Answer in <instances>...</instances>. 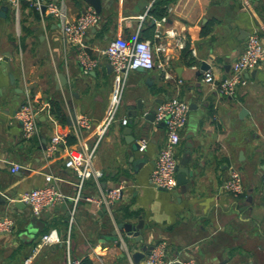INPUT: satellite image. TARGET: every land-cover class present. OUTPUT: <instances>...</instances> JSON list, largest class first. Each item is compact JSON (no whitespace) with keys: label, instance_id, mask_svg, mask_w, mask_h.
<instances>
[{"label":"crops","instance_id":"0c3cea01","mask_svg":"<svg viewBox=\"0 0 264 264\" xmlns=\"http://www.w3.org/2000/svg\"><path fill=\"white\" fill-rule=\"evenodd\" d=\"M100 1V20L84 36L96 64L83 75L78 50L63 43L54 17L45 12L41 20L27 4L21 5L17 35L10 5L0 0V57H6L0 60V190L9 199H0V217L8 215L15 222L12 233L0 234V264H68L89 257L91 251L102 260L92 259L93 264H129L120 249V237L131 256L143 245L163 243L164 259L171 264H178L175 260L264 264V61L243 73L247 83L239 85L232 96L218 91L251 30H257L264 45V0ZM63 2L71 19L90 6L84 0ZM2 6L6 9L1 10ZM136 36L150 40L154 48L163 43L164 49L154 51L153 68L130 70L123 80L112 72L101 50L113 38L130 41ZM165 58L167 76L158 66ZM202 63L208 68L201 69ZM207 72L212 78H204ZM56 73L67 79L59 88ZM171 96L189 105L175 157L179 162L189 152L191 175L185 185L163 190L148 183L166 137L164 125L156 122L151 112ZM27 98L45 107L38 114L37 138L23 139L21 123L13 117ZM53 98L61 102L63 124L47 111ZM137 100L142 108L137 110L139 121L131 136L136 142L146 140L142 151L133 149L123 133ZM242 108L245 111L241 112ZM70 109L75 117L82 113L90 119L84 138L89 146L97 143L93 165L102 173L99 184L93 177L87 178L81 194L94 198L101 190L122 184V198L112 206V217L103 206L80 199L68 231L76 177L64 166L60 149L50 168L61 179L68 199L38 218L44 223L42 230L30 229L29 207L15 204L13 199L44 183L43 173L48 168L42 149L55 132L67 141ZM122 118L127 119L125 125ZM11 163L23 168L11 172ZM230 166L242 177L243 191L238 196L224 188ZM120 222L136 226L141 240L116 229ZM50 229L56 230L60 242L37 248V236ZM66 239L68 250L66 245L62 255L55 246L66 244ZM142 259L137 264H142Z\"/></svg>","mask_w":264,"mask_h":264},{"label":"built area","instance_id":"2783aa9c","mask_svg":"<svg viewBox=\"0 0 264 264\" xmlns=\"http://www.w3.org/2000/svg\"><path fill=\"white\" fill-rule=\"evenodd\" d=\"M1 1H5L10 5L17 35H19L20 30L21 3L24 1L29 7L38 11L41 20H43L45 12H48L56 19L63 43L65 45H73L78 50L77 59L83 75H87L95 66L96 60L90 56L86 49L87 46L84 44L86 31L89 27L96 25L100 20V15L94 8L88 6L84 11L71 19L67 14V8L63 0L48 1L46 3L42 0ZM42 5L45 6L43 12H41ZM161 20L164 21L165 17H162ZM178 45L182 46V43H178ZM163 49V43H159L154 48L150 40L136 36L130 41L120 37L113 38L109 40L101 52L105 55L112 72L124 80L130 70L138 67L145 70L153 68L154 51ZM166 58L165 61L158 63V66L165 76L168 73L166 69ZM261 61H264V45L260 41L257 30L253 29L246 36L244 49L231 62L228 75L219 82V93L225 96H232L239 85H245L247 83L243 73L254 69ZM204 78H212L211 73L207 72ZM43 108L45 107L37 106L30 98H27L14 111L13 117L21 123V136L23 139H30L34 134H37L39 123L38 114ZM46 108L48 111V106ZM188 112L189 105L187 101L178 96H171L161 101L154 109V120L164 125L166 137L148 176V183L153 188L172 190L176 187L178 161L175 157V146L179 141V132L187 122ZM120 122L125 125L127 119L122 118ZM70 127V133L74 136V142L72 144L67 143L62 133L55 132L42 149V158L48 168L43 173L44 183L20 193L18 197L13 199L14 201H19L27 205L31 211V215L36 218H39L44 212L55 205L66 203L68 197L60 186L61 179L50 168L51 160L62 149L64 153V166L71 169L76 177L75 194L71 198L72 207L69 210L68 231L74 222V211L77 202L84 198L81 194L84 181L89 177H93L96 183L99 184V178L102 175L101 171L93 165V157L97 143L89 146L84 138V132L91 127L90 119L80 113L75 117V124ZM105 128L104 126L99 130L98 137L101 136ZM137 143L139 151H142L146 147L145 139H139ZM22 168L23 166L20 164L11 163L10 171L15 172ZM224 188L233 196H238L243 191L241 174L233 166H230L228 169V177L225 181ZM261 189L262 193H264V175L261 178ZM1 194L2 192L0 190ZM122 194L123 185L118 184L108 190H101L98 197H87L84 199L92 201L96 207L103 206L112 217V206L121 200ZM14 228L15 222L12 217L8 215L0 217V234L12 233ZM58 242H60V238L56 230L50 229L40 235L37 248ZM66 245L68 250V239H66ZM119 246L123 254L127 257L129 264H134L131 253L127 249L122 237L119 239ZM164 256V244L157 243L144 254L142 264H171V261L165 260ZM89 258L102 263L100 256L94 251L90 252ZM175 262L178 264H191V261L175 260ZM68 264H78V260Z\"/></svg>","mask_w":264,"mask_h":264},{"label":"water","instance_id":"95a60500","mask_svg":"<svg viewBox=\"0 0 264 264\" xmlns=\"http://www.w3.org/2000/svg\"><path fill=\"white\" fill-rule=\"evenodd\" d=\"M84 1L86 3H88L92 8H94L96 12H99L101 10V1L100 0H84ZM5 9H6L5 6L1 7V10H5ZM44 9H45V6L42 5L41 12H43ZM1 14L2 13H0V15ZM152 23H153V20H152ZM5 59H6L5 56L0 57V60H5ZM207 68H208V65L206 63H202L201 69H207ZM136 69L141 70V71L144 70L141 67H138ZM54 79L56 82V88L62 87L67 83L66 77L61 73H56L54 75ZM136 102H137L136 108L131 107V109L128 113L129 120H128L126 126L123 128V133H124V135H126V138L127 137L130 138L128 141H131L133 143V149L138 150V143L136 141H134V137L131 136L132 129L137 125V123L139 121V118H138L139 115L137 114V110H140L142 108L140 101L137 100ZM243 111H245V109L242 108L241 112H243ZM151 113L154 114V111H152ZM145 117H146V119H151L147 115H145ZM67 123L69 126H72L73 124H75V112L73 109L69 110V115L67 116ZM33 138H37V135H34ZM42 141L45 142V139H42ZM189 159L190 158H189V152H188V155L183 156L178 162L177 173H176V184L179 186L185 185L187 183L188 177L191 175V171H190L189 167L187 166ZM0 199H3L4 202L9 201V199L5 195H2V194L0 195ZM18 202L19 201H14L15 204H18ZM29 226H30V229L40 231L43 229L44 223L40 219H38L34 216H31L29 218ZM116 227H117V229H123L127 233V235L132 236L136 241L141 240V235L139 234V230H137V227L132 225L131 223L120 222V223L116 224ZM138 227H141V221H139ZM151 248H152V246L143 245L141 247V250H139V251L137 250V251L133 252L132 253L133 263L137 264L144 257V252L151 249Z\"/></svg>","mask_w":264,"mask_h":264},{"label":"trees","instance_id":"16d2710c","mask_svg":"<svg viewBox=\"0 0 264 264\" xmlns=\"http://www.w3.org/2000/svg\"><path fill=\"white\" fill-rule=\"evenodd\" d=\"M26 2H22V6H26ZM28 5V4H27ZM31 8V7H30ZM34 10L33 8H31ZM35 14H38V11L34 10ZM49 113L50 115L57 120L59 123L63 124L65 121V113L62 109L61 102L58 98H53L49 100ZM67 143L72 144L74 142V136L72 134H69L67 136ZM46 231V230H44ZM43 234V233H41ZM40 237V236H39ZM35 243V242H34ZM38 241L35 243V246L37 245ZM56 247V251H58L60 254L65 255L66 254V244L63 242L59 247ZM78 264H93L92 260L88 256H84L78 261Z\"/></svg>","mask_w":264,"mask_h":264},{"label":"rangeland","instance_id":"374dc122","mask_svg":"<svg viewBox=\"0 0 264 264\" xmlns=\"http://www.w3.org/2000/svg\"><path fill=\"white\" fill-rule=\"evenodd\" d=\"M49 228H50V225H49ZM40 234H41V233H40ZM40 234H39V236H40ZM37 239H38V240H36V242L39 241V237H38V236H37Z\"/></svg>","mask_w":264,"mask_h":264}]
</instances>
